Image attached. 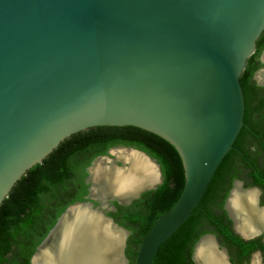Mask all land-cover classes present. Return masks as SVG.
Instances as JSON below:
<instances>
[{
  "label": "water",
  "instance_id": "1",
  "mask_svg": "<svg viewBox=\"0 0 264 264\" xmlns=\"http://www.w3.org/2000/svg\"><path fill=\"white\" fill-rule=\"evenodd\" d=\"M263 31L264 0H0V204L31 167L73 134L99 126L153 133L176 149L184 186L137 251L134 264H152L234 148L244 126L239 78ZM124 149L144 158L154 178L145 176L126 196L121 188L107 194L109 185L94 181L96 164L113 171L131 165L118 157L117 165L108 157L112 151L94 159L86 168V201L65 209L30 264L47 261L76 207L84 208L83 218L102 219L121 233L116 256L127 263L130 232L107 215L108 204L130 205L160 185L162 175L146 153ZM234 191L226 208L235 232L244 239L264 232L246 237L238 231L229 206ZM253 206L264 208L255 199ZM205 240L231 264L209 234L195 245L193 264Z\"/></svg>",
  "mask_w": 264,
  "mask_h": 264
},
{
  "label": "trees",
  "instance_id": "2",
  "mask_svg": "<svg viewBox=\"0 0 264 264\" xmlns=\"http://www.w3.org/2000/svg\"><path fill=\"white\" fill-rule=\"evenodd\" d=\"M264 50V31L247 60L239 81L245 101L244 126L234 148L218 166L200 203L191 216L158 248L152 264H193V250L204 235H214L219 245L235 251L240 238L231 230L223 203L226 183L237 177L240 151L252 154L253 144L264 157V87L253 81ZM258 138V139H257ZM138 149L160 166L162 183L146 191L128 206L113 202L108 212L115 223L130 232L124 250L134 264L143 238L154 222L178 199L184 186V171L176 149L161 137L133 126H99L73 134L62 141L40 164L31 167L0 204V264H30L37 246L65 209L86 201L88 168L110 147ZM246 161V159H244Z\"/></svg>",
  "mask_w": 264,
  "mask_h": 264
},
{
  "label": "bare ground",
  "instance_id": "3",
  "mask_svg": "<svg viewBox=\"0 0 264 264\" xmlns=\"http://www.w3.org/2000/svg\"><path fill=\"white\" fill-rule=\"evenodd\" d=\"M259 75L264 79V71ZM115 155L131 165L130 171L127 169L104 170L101 162H98L93 170L94 181L109 185L105 191L107 194H116V190L121 188L120 190L125 192L126 196V193L138 187L145 176L149 179L154 178L153 168L138 154L118 151ZM246 197L248 207L236 193L230 200L229 206L232 213L237 218H241V226L237 223L238 231L250 236L258 229L264 228V209L254 210L251 194ZM71 212L70 218L73 222L65 231V237L62 240L59 239L54 248L48 251L45 263H42L41 258L36 260L35 264H121L119 256H116L121 233L109 227L102 219L83 218L84 208L82 207H76ZM74 222H78V225H73ZM200 245L197 264H225L222 255L214 250L210 240H205ZM253 264H257L256 259L253 260Z\"/></svg>",
  "mask_w": 264,
  "mask_h": 264
},
{
  "label": "flooded vegetation",
  "instance_id": "4",
  "mask_svg": "<svg viewBox=\"0 0 264 264\" xmlns=\"http://www.w3.org/2000/svg\"><path fill=\"white\" fill-rule=\"evenodd\" d=\"M259 54L260 55L258 57V62L261 64H264V50ZM261 69H264V66L259 68L257 71H255L252 79L256 83L257 86L264 87L263 76L261 77L259 75L260 77H257V73ZM124 148L128 149L132 147L113 146L108 149L106 155L98 156V157H105L108 155V152L112 151V154H109L108 156L109 159H112L113 162H115L117 165H121V162L116 159L117 156L115 154L118 151H125ZM250 151L253 152L250 155H247L246 152L244 153V151H240V158L238 159L239 162H238L237 177H235L233 180H230L229 183H226L225 187L229 186L230 188L228 189L227 196L223 203V210L227 218L231 222V230L234 232L235 235H237L240 238L242 242L239 243L235 251H232L227 247H223L219 245L220 243L218 239L216 238V236L213 235L218 245L220 246V248L225 249L229 262L231 264H253L254 259L257 260V264H264V232H261L258 235H255L251 238H247V239L242 238L239 234L235 232L234 224H233L234 221L229 216V213L226 208L227 201L232 191L234 190H235L234 193L238 195L239 199L241 198L243 200V203L247 205L246 207H248V204H249L247 197H246L248 194H251L253 198L252 201H254V199L255 201H257V204L259 207H264V157L260 153V148H258V146L254 144H253V147H251ZM244 159H246V161H244ZM113 202L115 201H111L109 202L110 204H108L109 207L112 208L110 212L115 211V206L113 205L114 204ZM94 204L97 205L98 203H94ZM254 210H257V209L254 207ZM240 219H241L240 217L237 218V223L239 226H241ZM243 236L247 237L248 234L243 235Z\"/></svg>",
  "mask_w": 264,
  "mask_h": 264
},
{
  "label": "rangeland",
  "instance_id": "5",
  "mask_svg": "<svg viewBox=\"0 0 264 264\" xmlns=\"http://www.w3.org/2000/svg\"><path fill=\"white\" fill-rule=\"evenodd\" d=\"M257 77H260V76H258V75H257ZM126 264H128V261H127V263H126Z\"/></svg>",
  "mask_w": 264,
  "mask_h": 264
}]
</instances>
